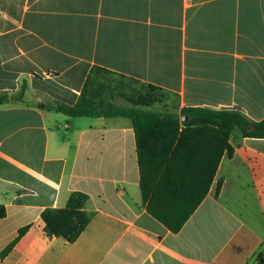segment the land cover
<instances>
[{"label": "crops", "instance_id": "1", "mask_svg": "<svg viewBox=\"0 0 264 264\" xmlns=\"http://www.w3.org/2000/svg\"><path fill=\"white\" fill-rule=\"evenodd\" d=\"M99 66L167 93L159 105L264 120V0H0V264H258L264 246V138L231 139L209 193L178 232L142 203L127 118H72ZM222 182L219 193L216 188ZM88 195L74 243L41 214ZM28 227L13 249L3 251Z\"/></svg>", "mask_w": 264, "mask_h": 264}, {"label": "trees", "instance_id": "2", "mask_svg": "<svg viewBox=\"0 0 264 264\" xmlns=\"http://www.w3.org/2000/svg\"><path fill=\"white\" fill-rule=\"evenodd\" d=\"M113 77L123 81L116 85ZM124 80L140 88L129 91L130 86ZM26 88L24 85L16 95L1 93L0 105L21 103ZM166 94L154 85L95 66L76 104L56 103L49 108L72 118L130 119L136 135L142 203L170 231L178 232L209 193L223 155L233 156L234 132L238 130L243 137L264 138V120L256 122L237 111L201 107L185 108L181 115L153 110ZM118 98L130 105H117ZM183 116L188 119L183 121ZM221 185L219 182L216 194ZM87 202V194L74 192L65 207L45 209L41 214L45 234L61 237L68 243L76 242L91 222ZM6 214V208L0 205V219ZM27 229L19 232L2 257L13 249Z\"/></svg>", "mask_w": 264, "mask_h": 264}, {"label": "rangeland", "instance_id": "3", "mask_svg": "<svg viewBox=\"0 0 264 264\" xmlns=\"http://www.w3.org/2000/svg\"><path fill=\"white\" fill-rule=\"evenodd\" d=\"M113 78H115L116 85L120 84V82L123 81L122 78H118V77H113ZM124 82L127 83V84L130 86V87L127 89V90H129V91L131 90V88H136V89H139V88H140L139 85L134 84V83H132V82H129V81H126V80H124ZM167 98H168V96H167V94H166V97L163 99V101L156 103V104L152 107V109H158L159 111H165V107H161L159 104L165 102V101L167 100ZM115 103H116L117 105H119V106H123V107H127V106L130 105L127 101H125V100H123V99H120V98L116 99V100H115ZM253 261L256 262V263H258V264H264V246H262L260 252H259L258 255L256 256V258H254Z\"/></svg>", "mask_w": 264, "mask_h": 264}, {"label": "water", "instance_id": "4", "mask_svg": "<svg viewBox=\"0 0 264 264\" xmlns=\"http://www.w3.org/2000/svg\"><path fill=\"white\" fill-rule=\"evenodd\" d=\"M187 119H188L187 116H183V117H182V120H183V121H185V120H187Z\"/></svg>", "mask_w": 264, "mask_h": 264}]
</instances>
